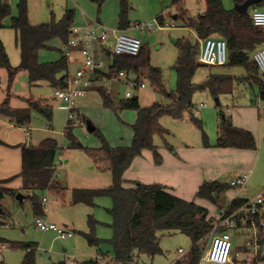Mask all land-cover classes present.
I'll list each match as a JSON object with an SVG mask.
<instances>
[{
	"label": "rangeland",
	"instance_id": "374dc122",
	"mask_svg": "<svg viewBox=\"0 0 264 264\" xmlns=\"http://www.w3.org/2000/svg\"><path fill=\"white\" fill-rule=\"evenodd\" d=\"M2 1L9 4L11 15L16 16L19 0ZM97 1L27 0L28 19L32 24L49 23L51 20L58 21L62 18L65 10L71 9L75 12L74 23L76 25L84 23L81 14L83 12L86 21L99 19L107 29H117L118 0H104L99 10ZM128 2L130 27L126 32L141 40L149 58V66L157 68L160 72L163 89L157 88L148 76V69L143 68L139 74H135L133 71H129V74L138 76L145 84L144 89L132 88L128 84L111 81L109 95L114 106L119 105L127 91L132 96H136L142 106L152 102L169 104L171 98L167 94L173 92L176 86V73L173 65L178 58L179 46L175 41L185 38L190 43L197 41L201 46L203 40H197L193 29L187 27L182 19H174L173 16H178L185 11L188 16L195 17L204 11L205 0H128ZM221 2L226 9H231L234 6L232 0H221ZM158 15H162L164 18L162 28L153 32H142L134 28L136 23L146 22H153L154 27L157 28L161 24L156 19ZM9 21L10 18L6 20L7 23ZM173 21L176 25L168 27L167 24ZM0 38L10 64L13 67L17 66L19 49L15 44L13 30L8 27L3 28L0 31ZM49 45V48L39 51V62H51L63 56L61 41L54 38L49 42ZM110 45V42H107V46L111 47ZM93 51L95 59L102 62L101 71L108 73L111 64L110 56L99 45H95ZM253 51L254 49L248 52L250 58H252ZM78 67V63L69 61L68 75H73ZM209 74H225L234 77L225 82L222 85V90L216 95L219 106L215 104V96L207 89L194 92L190 110H184L180 117L170 115L159 117V124L166 132L162 136L156 134L153 141L158 149L166 148L167 144L171 145L173 150L182 145H187L189 149L197 146L205 149H221L215 145L219 127L217 117L221 111L226 118L231 120V116L226 113L227 109L233 112L235 127L252 133L255 141L254 149L228 148L227 152L228 149L205 157L201 163L202 174L204 177L208 176L202 179V183L211 180L210 177H216L212 179L222 184H228L238 172H250L244 187L240 189L230 187L217 198L216 203L207 199H199L195 195L196 192L192 197L189 196L190 201L206 207L209 211L208 215L211 217L221 209H225L228 202L240 190L242 192L238 194L239 196L249 198L264 188V100L258 97V85L252 79H246L249 72L245 66H216L197 62L192 82L202 84ZM256 75L262 78L259 72ZM32 101L52 108L51 121H47L44 116L32 111L30 124L22 127L30 129L32 140L28 137L27 139L33 146H37L44 138H53L57 141L55 169L57 179L54 180L57 183L53 182L45 190L36 189L32 193L29 192V195H33L34 199L38 201L42 196H45L48 202L44 205L40 203L41 208L45 209L43 215L45 221L66 228L73 235L67 239H60L53 231L39 230L34 224L36 216L34 200L29 196H24L22 201H19L15 196L6 195L1 201L3 213H0V264H20L26 251L23 248H14L13 245L14 243L28 242L37 244L36 264H69L73 258L79 264L91 257L102 263V260L96 257L97 249L86 244L81 232L88 230L87 214H92L100 222L95 229V234L104 239L99 249L106 256L111 257V245L108 240L112 235L109 226L112 219L106 211L111 206L110 198L106 196L96 198V206L93 209L70 203L73 189H101L107 188L111 183L108 160L100 151L101 143L98 135L86 130V121L89 120L96 130L103 134L110 146H127L130 144L132 135L130 124L135 120L136 112L129 108L113 110L106 107L102 102L101 95L96 91H91L78 103L74 120L68 122L67 110L63 109L62 104L54 99L53 88L48 83L41 81L30 86L27 71L22 69L17 70L10 79L7 68L0 65V105L6 103L10 108H24ZM201 104H205L206 107H200ZM191 115L201 121L200 127L191 121ZM69 123L72 125L71 136H67L65 133ZM203 136H205V140ZM203 141L207 145H204ZM149 152L152 155V152ZM126 183L128 186L129 181ZM156 235L162 254L153 257L140 254L136 258L137 264H174L177 257H183L191 246L189 238L179 231L170 234L157 231ZM233 236L234 254L236 259H240L244 254V241L250 237V234L244 230L236 229ZM208 242L209 235L200 241L201 253L206 250ZM63 249L66 251L63 252ZM179 249H182L183 253L179 252Z\"/></svg>",
	"mask_w": 264,
	"mask_h": 264
},
{
	"label": "trees",
	"instance_id": "16d2710c",
	"mask_svg": "<svg viewBox=\"0 0 264 264\" xmlns=\"http://www.w3.org/2000/svg\"><path fill=\"white\" fill-rule=\"evenodd\" d=\"M104 0H98V10ZM175 1V0H174ZM234 4H241L246 0H232ZM119 11L117 15V28L126 31L130 27L128 20V0H118ZM258 7L264 9V0L251 6L244 14L238 13L234 8L226 9L221 0H205V9L195 17L188 16L185 11L177 18L182 19L187 27L194 30L197 40L217 36L227 43L228 59L225 65L245 66L249 75L246 79H252L258 85V97L264 100V78L258 77V70L249 57L248 52L257 46H264V28L256 27L250 18V9ZM10 18L9 24L5 21ZM157 20L162 23L161 15ZM74 23V11L65 10L62 18L58 21L51 20L49 23L32 24L28 19L27 0H19L17 3L16 16L11 15V8L7 2L0 1V29L10 28L15 34V44L19 49V63L13 67L0 38V65L7 68L9 78L19 70H26L29 85L33 86L41 81L48 83L54 88L64 89L67 87L69 76V61L63 55L51 62H39L38 54L41 49L49 48V42L57 38L62 43L69 38V27ZM179 46L178 58L173 65L176 73V86L173 92L167 95L171 98L169 104L152 102L149 105L139 104L136 96L125 97L120 100L118 106H114L109 94L105 93L103 86H93L91 90L98 92L102 97L104 106L113 110L117 108L133 109L136 112L135 120L130 124L132 135L130 144L127 146H110L102 133L96 128L93 130L100 140V151L108 160L111 183L107 188L89 189L76 188L72 190L70 203L72 205H85L91 208L96 206L98 197L106 196L111 200V206L106 209L111 216L109 224L112 230L111 257L109 262L99 263L96 259H88L81 264H132L140 254L151 257L162 254L159 246L157 231L168 234L179 231L186 235L191 246L185 255L175 261L174 264H197L201 255L199 243L209 234L213 225L206 207L188 201L168 191L160 184H144L138 181L129 182L123 177L134 157L139 156L143 150L152 152L155 164L161 162V155L154 144V136L163 135L166 130L159 124V117L170 115L180 117L184 110L192 107L191 98L194 92L207 89L216 96L222 85L231 80L230 75L210 74L202 84L192 82L197 67V55L200 45L196 41L190 43L183 38L175 41ZM148 69V76L158 89H163L160 72L157 68L149 66V58L141 46L135 56L116 55L111 59L109 72L103 75H112L119 70L133 71L139 74L141 69ZM102 74V73H101ZM219 106L218 100L215 102ZM32 111L44 116L51 121L52 108L38 102H29L24 108H10L6 103L0 105V116L6 117L15 126H27L31 122ZM220 120L218 135L215 145L217 147H230L236 149H254L255 141L252 133L248 130L237 128L232 125L230 118L219 111ZM191 121L201 126V121L191 115ZM71 123L66 127L65 133L71 136ZM205 140V136H203ZM204 145H207L205 141ZM2 143V141H0ZM21 171L22 187L20 193L34 200V212L41 216L40 202L34 199L29 192L36 189L45 190L52 184V176L56 169V156L58 150L57 141L53 138H44L37 146L21 144ZM166 149L174 152L169 144ZM230 186L218 181H204L196 191V197L207 199L216 203L217 198ZM19 190L0 186V213H3L1 201L6 195L14 197ZM245 199L234 197L227 204V211L233 210L244 202ZM100 222L92 214L87 215L88 230L81 232L88 246L95 247L98 255L106 256L101 252L100 245L104 239L95 234V229ZM14 248L25 249V254L20 264H36L35 251L37 244L14 243Z\"/></svg>",
	"mask_w": 264,
	"mask_h": 264
},
{
	"label": "built area",
	"instance_id": "2783aa9c",
	"mask_svg": "<svg viewBox=\"0 0 264 264\" xmlns=\"http://www.w3.org/2000/svg\"><path fill=\"white\" fill-rule=\"evenodd\" d=\"M250 18L254 26L264 28V9L252 7ZM175 25V21L167 24L168 27ZM162 27L161 24L157 28L154 27L153 22L134 25L135 29L142 32H153ZM107 42H110L111 47L107 46ZM95 45L105 49L112 59L121 54L137 55L142 42L138 37L130 35L126 31L109 30L97 20H91L83 26L73 23L69 27V38L67 42L63 43L61 52L68 61L79 62V67L73 75L69 76L66 88L53 89L54 99L59 101L62 108L68 112V122L74 120L79 101L88 96L93 86H103L107 94L110 93L109 84L111 81L125 83L132 88H145V84L138 76H130L126 70H119L109 76L101 74L102 62L97 61L94 57ZM227 55L225 39L207 37L201 42L197 61L206 65L221 66L226 64ZM252 60L264 78V48L256 49ZM130 96L129 91L125 92V97ZM200 107H206V105L201 104ZM227 112L231 113V110L227 109ZM218 120H220V115ZM249 176V171L241 173L232 178L228 184L232 188L240 189L246 185ZM47 202L48 199L42 196L41 205ZM42 210L45 211V209ZM210 220L213 228L208 234L209 242L206 250L201 253L197 264H264V188L229 212L226 208L221 209L217 214L212 215ZM34 224L43 232L53 231L60 239H67L73 235L70 230L45 221L41 216H35ZM236 229L244 230L250 234V237L244 241V254L240 259H236L233 250L232 239ZM179 252L183 253L182 249H179ZM97 257L102 260V263L110 261L108 256ZM69 264H78V262L70 260ZM132 264L137 263L133 262Z\"/></svg>",
	"mask_w": 264,
	"mask_h": 264
},
{
	"label": "crops",
	"instance_id": "0c3cea01",
	"mask_svg": "<svg viewBox=\"0 0 264 264\" xmlns=\"http://www.w3.org/2000/svg\"><path fill=\"white\" fill-rule=\"evenodd\" d=\"M0 1L3 2L2 0ZM81 14L84 19V23L79 24V26H83L87 22L92 20L90 19L89 21H86L85 14L83 12ZM74 18H75V12H74ZM161 18L163 22L164 18L162 15H161ZM173 18L176 19L177 16L174 15ZM96 20L99 21V19H96ZM5 23L6 25L9 24V22L7 23L6 21ZM1 30L2 29H0V31ZM258 48H264V46H257L254 49V51ZM72 62L79 64V62L77 61H72ZM221 66H224V65H221ZM100 72L103 74L102 71ZM216 75H219V74H216ZM221 90H222V87L220 91ZM215 98L217 97L215 96ZM226 113L229 116H231L232 125L236 126L235 117L233 116V112L231 111V113H228L226 110ZM24 135L26 139L28 137L29 139L32 140V137H31L32 135L28 127L15 126L9 121L8 118L0 117V141H2V143H0V186L4 188H10L13 190L20 191L22 187V178L20 177L21 150H20L19 145L21 144L32 145V143L28 141V139L26 140L24 138ZM228 148L230 147H221V149L220 148L219 149L217 148H206L205 149L201 146H197L193 149H189L187 145H182L181 147H175L174 152H171L166 148L160 147L158 149L161 155V162L159 164L154 163L152 155L149 152L150 150L149 151L143 150L140 156L134 157V159L132 160L128 168L124 171L123 177L126 181H129V182L138 181L144 184H153V183L160 184L164 186L171 193L177 195L178 197L190 201L189 196L192 197V195L195 194V192L197 191L198 186H200V184L202 183V179H205V177L206 178L208 177V176L204 177V175L202 174V170H201V165H202L201 163H203L204 158L207 156H211L214 153L218 154L221 151H225ZM227 151H229V149L226 150V152ZM240 173L242 172H238L237 174H235V176L239 175ZM235 176H233L232 178H234ZM210 178L211 180H213L212 178H216V177H210ZM56 179H57V176L55 175V172H54L52 176V184L54 180ZM54 183L56 184L57 182H54ZM240 192H242V190H240ZM240 192L238 194H240ZM238 194L236 193L234 197L247 199L246 196L245 197L239 196ZM39 202H41V199L39 200ZM44 214L45 213L42 210L41 216L43 217ZM65 251L66 250L63 249V252ZM97 256H102V255L96 254V257ZM179 258L181 257H177V259ZM90 259H93V258L91 257ZM72 260H75V259L73 258Z\"/></svg>",
	"mask_w": 264,
	"mask_h": 264
},
{
	"label": "water",
	"instance_id": "95a60500",
	"mask_svg": "<svg viewBox=\"0 0 264 264\" xmlns=\"http://www.w3.org/2000/svg\"><path fill=\"white\" fill-rule=\"evenodd\" d=\"M261 0H246L244 1L243 3L241 4H234L233 8L240 14H244L248 11V9L251 7V6H254L256 4H258ZM215 102L217 101V98L214 99ZM95 129L94 125L89 121L87 120L86 121V130L88 132H93V130ZM16 199H18L19 201H22V199L24 198V195L20 192L16 193L15 195ZM1 212V211H0ZM81 264V263H79Z\"/></svg>",
	"mask_w": 264,
	"mask_h": 264
}]
</instances>
